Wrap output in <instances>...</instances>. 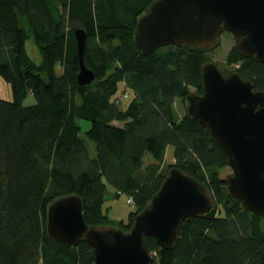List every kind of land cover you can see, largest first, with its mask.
<instances>
[{"label": "trees", "instance_id": "16d2710c", "mask_svg": "<svg viewBox=\"0 0 264 264\" xmlns=\"http://www.w3.org/2000/svg\"><path fill=\"white\" fill-rule=\"evenodd\" d=\"M154 1L0 0V77L11 91V100L0 99V264H94L85 240L69 247L48 237V205L74 194L88 226L110 225L106 197L125 195L134 209L117 227L128 231L172 167L206 185L214 208L186 218L171 249L146 237L152 264H264V219L229 195L218 175L226 157L205 127L174 110L189 88L202 94L207 50L170 45L144 55L135 46L136 22ZM77 28L86 34L83 61L94 73L82 86ZM30 38L38 64L25 49ZM226 64L264 92L260 63L234 46ZM123 90L129 98L117 106ZM28 94L34 103L24 106ZM79 119L90 123L84 135L93 156ZM167 147L171 165L164 163ZM146 155L152 161L144 165Z\"/></svg>", "mask_w": 264, "mask_h": 264}, {"label": "water", "instance_id": "95a60500", "mask_svg": "<svg viewBox=\"0 0 264 264\" xmlns=\"http://www.w3.org/2000/svg\"><path fill=\"white\" fill-rule=\"evenodd\" d=\"M223 31L233 35L241 55L264 68V0H156L138 18L134 43L144 55L170 45L209 50ZM73 35L76 81L87 85L94 73L83 61L86 34L77 28ZM200 71L202 94L186 96L185 114L205 127L225 155L232 170L226 179L229 195L264 219V92L254 91L235 71L224 76L210 60ZM213 208L207 186L172 167L128 231L88 226L80 198L71 194L48 205L46 233L69 247L85 240L94 264H152L146 237L161 249H171L186 218L206 215Z\"/></svg>", "mask_w": 264, "mask_h": 264}, {"label": "rangeland", "instance_id": "374dc122", "mask_svg": "<svg viewBox=\"0 0 264 264\" xmlns=\"http://www.w3.org/2000/svg\"><path fill=\"white\" fill-rule=\"evenodd\" d=\"M235 45V39L233 35L227 31H223L219 37L218 42L216 46L206 51V59L212 61L221 72H223L225 75H228L229 73L233 72L235 70V66L227 65L226 64V56L230 49ZM25 49L27 52V55L30 57V59L38 64L40 63V53L36 45L33 43L32 39H28L25 43ZM57 73H59V70H57ZM190 94L194 93V90L189 88ZM0 99L3 100H11V91H10V85L6 81H4L0 77ZM34 103V98L31 95H27L25 99L23 100L22 104L24 106H28ZM174 110L179 118H182L185 115V102L182 99H175L174 101ZM77 124L80 127V137H82L88 147V151L90 155L93 156L94 150H93V144L89 142L84 132L87 131L90 127V123L86 120H77ZM151 157L149 155H146L144 157V165L151 162ZM164 163L166 165H171L174 163L173 161V155L171 147L168 148L167 152H165L164 156ZM218 175L221 179L226 181L228 177L232 175V170L229 166H224L218 170ZM126 196L120 195L116 198H114L111 194L107 195L106 201L103 205V212L108 217L110 221V226L117 227L118 223L123 220L125 221L127 218V215L130 211H132L134 208L132 205H128L125 202ZM262 229L264 230V223L262 224ZM155 256L153 255V258Z\"/></svg>", "mask_w": 264, "mask_h": 264}, {"label": "built area", "instance_id": "2783aa9c", "mask_svg": "<svg viewBox=\"0 0 264 264\" xmlns=\"http://www.w3.org/2000/svg\"><path fill=\"white\" fill-rule=\"evenodd\" d=\"M130 93L127 90H123L122 92H120L114 99V104L117 106H120L122 103H124L128 98H129ZM126 204L128 205H132V200L131 198L127 197L125 200ZM151 255L155 256V253H151Z\"/></svg>", "mask_w": 264, "mask_h": 264}, {"label": "crops", "instance_id": "0c3cea01", "mask_svg": "<svg viewBox=\"0 0 264 264\" xmlns=\"http://www.w3.org/2000/svg\"><path fill=\"white\" fill-rule=\"evenodd\" d=\"M168 148H169V147L166 148V152H167ZM171 150H172V148H171Z\"/></svg>", "mask_w": 264, "mask_h": 264}, {"label": "flooded vegetation", "instance_id": "af4514ba", "mask_svg": "<svg viewBox=\"0 0 264 264\" xmlns=\"http://www.w3.org/2000/svg\"><path fill=\"white\" fill-rule=\"evenodd\" d=\"M229 33H230V32H229ZM234 46L236 47V41H235V45H234ZM234 46H233V47H234Z\"/></svg>", "mask_w": 264, "mask_h": 264}]
</instances>
